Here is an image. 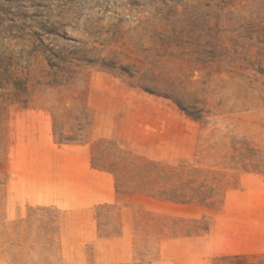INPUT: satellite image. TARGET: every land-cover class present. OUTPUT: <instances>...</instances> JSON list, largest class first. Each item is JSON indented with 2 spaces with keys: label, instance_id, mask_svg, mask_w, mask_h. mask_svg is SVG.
I'll list each match as a JSON object with an SVG mask.
<instances>
[{
  "label": "rangeland",
  "instance_id": "374dc122",
  "mask_svg": "<svg viewBox=\"0 0 264 264\" xmlns=\"http://www.w3.org/2000/svg\"><path fill=\"white\" fill-rule=\"evenodd\" d=\"M56 141L90 143L120 203L62 192ZM251 189L264 203V0H0V264H264ZM228 192L200 239L184 205Z\"/></svg>",
  "mask_w": 264,
  "mask_h": 264
},
{
  "label": "crops",
  "instance_id": "0c3cea01",
  "mask_svg": "<svg viewBox=\"0 0 264 264\" xmlns=\"http://www.w3.org/2000/svg\"><path fill=\"white\" fill-rule=\"evenodd\" d=\"M55 144L61 147V152L55 154L58 163L54 173V182L56 186L60 187L62 192L73 193L78 201L91 206L120 203V198L116 191V178L112 172L96 166L93 163V148L90 143L72 144L56 141ZM64 147H71L73 149L66 151ZM69 160L74 161V164L68 167L67 162ZM242 185L245 186L243 181ZM248 187L249 184L246 187L247 190H245V193L248 192ZM250 192L251 198L247 201L245 208V244L247 252L250 254H260L264 253L262 243L264 230L262 227L259 229L256 224L254 226V220L259 215L261 218L264 216V203L262 198H260L263 195H260L257 190L251 189ZM229 199L230 193L228 192L218 210L201 206L184 205V211L187 213L191 212L198 218L205 216L211 219L208 233L200 239H212L216 227L219 225V218H229L231 216L228 211ZM221 224H223V219ZM258 240H261V243Z\"/></svg>",
  "mask_w": 264,
  "mask_h": 264
},
{
  "label": "trees",
  "instance_id": "16d2710c",
  "mask_svg": "<svg viewBox=\"0 0 264 264\" xmlns=\"http://www.w3.org/2000/svg\"><path fill=\"white\" fill-rule=\"evenodd\" d=\"M189 115L192 116V114H189ZM96 166H98V165H96ZM99 167H100V166H99ZM101 168H103V167H101ZM104 169H106V168H104ZM106 170H108V169H106ZM108 171H110V170H108ZM110 172H112V173L114 174L115 178H116V174H115V172H113V171H110ZM197 206L207 207V208L212 209V210H218V209H219L218 206H217V207H214V206H210V205H208V204H201V203H198ZM236 257H237V256H236Z\"/></svg>",
  "mask_w": 264,
  "mask_h": 264
}]
</instances>
